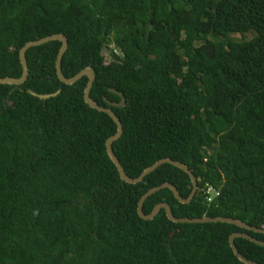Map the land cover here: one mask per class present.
Returning <instances> with one entry per match:
<instances>
[{
	"label": "trees",
	"instance_id": "obj_1",
	"mask_svg": "<svg viewBox=\"0 0 264 264\" xmlns=\"http://www.w3.org/2000/svg\"><path fill=\"white\" fill-rule=\"evenodd\" d=\"M56 33L63 74L91 67L90 97L122 122L112 146L125 173L168 157L197 178L190 202L163 188L145 213L168 202L177 217L264 228V0H0V77L21 76L20 48ZM61 44L30 47L24 83H0V264H246L230 235L264 232L175 222L164 208L139 216L150 188L171 182L187 197L192 180L169 163L122 180L106 150L117 125L84 100L86 75L59 79ZM235 243L264 264V245Z\"/></svg>",
	"mask_w": 264,
	"mask_h": 264
},
{
	"label": "water",
	"instance_id": "obj_2",
	"mask_svg": "<svg viewBox=\"0 0 264 264\" xmlns=\"http://www.w3.org/2000/svg\"><path fill=\"white\" fill-rule=\"evenodd\" d=\"M50 40H59L62 43L60 46L57 58H56V63H55L56 72H57L59 79L66 84H72L75 81H77L78 79H80L82 76L86 75L88 77V80H87V83H86V86L84 89V100L91 107L109 114L113 118V120L115 121V123L117 125V130L114 134H112L111 136H109L106 139V150H107L108 155L110 156V158L112 159V161L116 165L122 180H124L127 183H132V184L138 183V182L142 181L143 178L147 174L151 173L157 167H159L161 164H164V163H169V164H172L176 167H179L189 174V176L192 180V186L193 187H192L190 194L187 197L182 196L179 193L177 187L174 184H172L171 182H164L160 185H157V186L150 188L147 192H145L139 200L138 209H137L138 214L141 218L152 219L153 217H155L159 213V211L162 208H164L168 218L171 219L172 221H175V222H208V221L217 222V221H221V222L232 223V224L238 225V226L245 228V229L264 232V228H259L257 226L249 225L242 220L235 219L232 217H224V216H216V217L203 216V217H194V218L177 217L172 213L170 204L168 202H159L158 204H156L154 206L153 210L150 213H145L144 209H143V205H144L146 198L149 197L150 195H152L153 193L163 189V188H170L173 191L174 196L180 202H182V203L190 202L194 198V196L197 192V189H198L197 178L187 164H185L181 161H177V160L168 158V157L158 159L152 165L146 167L136 177L128 176L125 173L124 168H123L122 164L120 163L118 157L114 153L113 146H112L113 142L115 140H117L123 133L122 122L110 106L100 105L97 102H95L94 100H92V98L90 97V90L92 88L93 81H94L95 76H96L95 71L91 67L83 68L82 70H80L79 72H77L75 75H73L71 77H66L63 74L62 66H61L62 65V57H63V54L66 51L67 46H68L67 39L64 35H62L60 33H56V34L47 35V36L41 37L39 39L26 42L19 50V57H20V61H21L22 67H23V71H22L21 76H19V77H10V76L0 77V83H9V84H14V85H19V84L24 83V81L27 79L28 73H29L28 64H27V60H26V51L32 46L41 45V44L48 42ZM113 91L119 93V95L121 96V100L119 102H112L110 104L115 105V106H122L125 103L124 95L120 91H117L116 89H113ZM30 92L33 95H36L41 99H46L48 97L57 95L60 92V90H57L56 92H53V93H36L35 91H30ZM236 237H246V238H248V239H250V240H252L258 244H261V245H264V240H260L256 237L250 235L249 233H246V232H233L229 237L230 245H231L234 253L237 255V257L241 261H243L246 264H260L254 260L248 259L238 250L237 245L235 243Z\"/></svg>",
	"mask_w": 264,
	"mask_h": 264
},
{
	"label": "built area",
	"instance_id": "obj_3",
	"mask_svg": "<svg viewBox=\"0 0 264 264\" xmlns=\"http://www.w3.org/2000/svg\"><path fill=\"white\" fill-rule=\"evenodd\" d=\"M206 191H207V194H208V200H211V195H209V194H211L212 192H215L214 191V189H213V186H212V184H209V183H207L206 184Z\"/></svg>",
	"mask_w": 264,
	"mask_h": 264
},
{
	"label": "rangeland",
	"instance_id": "obj_4",
	"mask_svg": "<svg viewBox=\"0 0 264 264\" xmlns=\"http://www.w3.org/2000/svg\"><path fill=\"white\" fill-rule=\"evenodd\" d=\"M104 53H105V51H104ZM105 54H106V53H105ZM107 57H108V56H107ZM105 61H108V58H106ZM206 192H207V191H206Z\"/></svg>",
	"mask_w": 264,
	"mask_h": 264
}]
</instances>
